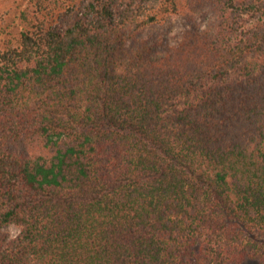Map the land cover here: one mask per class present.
Returning <instances> with one entry per match:
<instances>
[{
  "label": "trees",
  "instance_id": "1",
  "mask_svg": "<svg viewBox=\"0 0 264 264\" xmlns=\"http://www.w3.org/2000/svg\"><path fill=\"white\" fill-rule=\"evenodd\" d=\"M0 264H264V0H0Z\"/></svg>",
  "mask_w": 264,
  "mask_h": 264
},
{
  "label": "rangeland",
  "instance_id": "2",
  "mask_svg": "<svg viewBox=\"0 0 264 264\" xmlns=\"http://www.w3.org/2000/svg\"><path fill=\"white\" fill-rule=\"evenodd\" d=\"M188 28L186 19L182 15L172 17L170 20L154 24L145 31V38L150 39L157 35H169L173 40L180 38ZM4 234L11 238L19 236L21 229L15 224L7 225L1 229Z\"/></svg>",
  "mask_w": 264,
  "mask_h": 264
}]
</instances>
